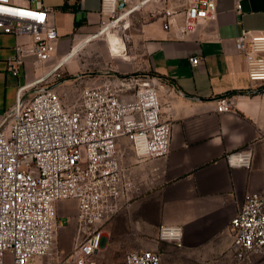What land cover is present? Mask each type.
I'll return each mask as SVG.
<instances>
[{
    "label": "built area",
    "instance_id": "2783aa9c",
    "mask_svg": "<svg viewBox=\"0 0 264 264\" xmlns=\"http://www.w3.org/2000/svg\"><path fill=\"white\" fill-rule=\"evenodd\" d=\"M121 2L101 0L99 29L90 35L114 30L128 41L131 14L144 9V17L162 18L167 29L177 24L178 34L185 37L200 19L213 18L217 11V0ZM0 30L31 37L16 44L8 59L15 75L27 56L39 62L51 58L60 36L43 0H0ZM236 48L245 57L249 79L263 86L264 31L243 29ZM66 60L62 56L49 75L61 79L59 68ZM190 60L196 65L200 57L192 55ZM143 66L147 70L148 62ZM28 86H20L15 104L0 123V264H97L99 223L118 212L120 199L130 189L140 190L122 164L119 139L130 140L139 159L161 157L170 150L171 122L162 109L160 83L150 73L82 82L71 103L50 86L25 97L21 92ZM234 107L232 94L217 98L218 111ZM226 159L231 166L251 167L253 152L249 147L236 149ZM66 198L78 201L77 236L71 252L61 256L54 245L68 219L58 217L57 202ZM229 227L235 264L253 254L264 255V188L245 195ZM183 237L180 224L159 227V240L182 246ZM116 264H162V253L132 249Z\"/></svg>",
    "mask_w": 264,
    "mask_h": 264
},
{
    "label": "crops",
    "instance_id": "0c3cea01",
    "mask_svg": "<svg viewBox=\"0 0 264 264\" xmlns=\"http://www.w3.org/2000/svg\"><path fill=\"white\" fill-rule=\"evenodd\" d=\"M43 1L60 33L51 58L39 62L27 56L15 75L8 59L16 44L31 37L0 30V123L21 85L29 84L21 92L25 97L50 86L71 103L85 80L73 55L98 31L101 0ZM64 3L70 7L62 8ZM138 10L136 63L148 62L147 71L160 83L162 109L171 122L170 150L139 159L131 141L119 139L122 164L140 190L130 189L118 212L99 223L101 248L94 258L97 264H116L126 251L152 248L162 253V264H230L231 218L248 192L264 188V85L249 79L236 48L243 29L264 31V0H217L216 16L200 19L185 37L177 24L167 29L162 18L147 19L144 9ZM192 55L200 57L198 64L191 63ZM62 56L63 77L55 79L49 73ZM225 94L234 96L235 107L218 111L217 98ZM244 147L253 152L252 166H231L226 154ZM77 211L75 198L57 202L58 217L68 219L57 235L61 256L75 244ZM163 223L183 226L182 246L158 239Z\"/></svg>",
    "mask_w": 264,
    "mask_h": 264
},
{
    "label": "rangeland",
    "instance_id": "374dc122",
    "mask_svg": "<svg viewBox=\"0 0 264 264\" xmlns=\"http://www.w3.org/2000/svg\"><path fill=\"white\" fill-rule=\"evenodd\" d=\"M138 14L139 10H136L131 14V25L127 28V33L131 34L130 39L127 41V50L125 55H129V58H123L124 53H112L109 47L108 34L92 37L91 39L84 41L80 49L73 55V59L77 62L78 73L85 78L83 84L91 82L93 79L106 80L108 78H134L149 75V72L144 69L139 61L138 53L133 47L134 45V30L135 26L139 23ZM141 79L134 81L136 87L140 83ZM122 139H126L123 137ZM54 250L61 255V246L56 239ZM230 264H235L233 255L230 259ZM242 264H264V255L253 254L247 261Z\"/></svg>",
    "mask_w": 264,
    "mask_h": 264
},
{
    "label": "bare ground",
    "instance_id": "6f19581e",
    "mask_svg": "<svg viewBox=\"0 0 264 264\" xmlns=\"http://www.w3.org/2000/svg\"><path fill=\"white\" fill-rule=\"evenodd\" d=\"M108 41L109 47L112 53H125L124 50H127V41L120 33L114 30L108 31ZM129 58V55H124Z\"/></svg>",
    "mask_w": 264,
    "mask_h": 264
},
{
    "label": "trees",
    "instance_id": "16d2710c",
    "mask_svg": "<svg viewBox=\"0 0 264 264\" xmlns=\"http://www.w3.org/2000/svg\"><path fill=\"white\" fill-rule=\"evenodd\" d=\"M61 7L66 9V8H69L70 6L67 3H64Z\"/></svg>",
    "mask_w": 264,
    "mask_h": 264
},
{
    "label": "water",
    "instance_id": "95a60500",
    "mask_svg": "<svg viewBox=\"0 0 264 264\" xmlns=\"http://www.w3.org/2000/svg\"><path fill=\"white\" fill-rule=\"evenodd\" d=\"M123 5H124V3L122 2V3H121V6H123Z\"/></svg>",
    "mask_w": 264,
    "mask_h": 264
}]
</instances>
